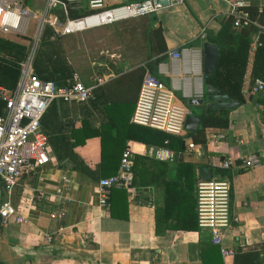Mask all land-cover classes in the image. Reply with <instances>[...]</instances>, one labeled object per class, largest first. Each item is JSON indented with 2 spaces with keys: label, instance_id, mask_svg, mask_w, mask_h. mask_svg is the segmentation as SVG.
<instances>
[{
  "label": "crops",
  "instance_id": "obj_1",
  "mask_svg": "<svg viewBox=\"0 0 264 264\" xmlns=\"http://www.w3.org/2000/svg\"><path fill=\"white\" fill-rule=\"evenodd\" d=\"M21 1L32 11L44 6V0H31V7ZM244 8L264 23V0H245ZM29 22L23 33L1 36L21 41L18 36L27 37ZM237 31L222 0H184L148 15L67 33L76 44L65 58L91 87V96L85 102L52 101L42 114L49 160L24 173L12 188L9 201L17 209L24 196L33 192L35 197L23 212L26 224L0 219V264H264V119L258 110L264 97L250 90V60L242 103L206 108L205 100L209 85L203 82L201 44L209 35L233 46ZM171 50L178 51L176 58L169 56ZM144 71L171 88L174 100L197 116L194 131L159 139L162 133L143 134L140 125L130 122ZM205 109H227L228 123L205 128L200 143L195 133ZM189 142L194 150L187 148ZM126 148L132 173L142 182L134 192L113 188L107 206L99 207L97 179L111 175ZM249 153L259 163L243 169L241 158ZM227 157L236 165L217 168ZM202 166L209 168L210 178L230 185L233 220L231 235L224 239L233 250L229 257L210 245L207 231L192 228ZM51 211L63 215L50 217ZM47 232L49 242L42 237Z\"/></svg>",
  "mask_w": 264,
  "mask_h": 264
},
{
  "label": "built area",
  "instance_id": "obj_2",
  "mask_svg": "<svg viewBox=\"0 0 264 264\" xmlns=\"http://www.w3.org/2000/svg\"><path fill=\"white\" fill-rule=\"evenodd\" d=\"M184 0H167L166 5L180 4ZM228 7L234 27L251 25L256 33L264 38V23L251 19L243 10L245 0H222ZM157 0H44V6L36 12L27 9L21 0H0V35L23 33L26 24L36 22L37 44L44 25L54 34L80 31L86 28L113 23L119 20L148 15L163 8ZM86 9V13L70 17V10ZM62 20L58 17V12ZM199 37L204 38L203 32ZM34 49L28 51L24 60L18 62L19 76L13 90L0 86V100L4 112L0 114V219L5 223L26 224L23 212L33 206L35 194L29 193L20 200L19 208L9 201L12 188L18 179L35 166L49 160L47 139L40 129V118L52 101L85 102L91 96V87L84 86L73 73L67 85L56 86L50 80H40L31 69ZM171 58L178 56L171 50ZM250 90L264 97V81L255 78ZM259 115L264 119V98L258 104ZM187 111L174 100L171 88L148 71H144L137 91L130 122L159 130L169 135L183 133V121ZM166 142V140H165ZM196 145L187 144L189 150ZM167 154V151H166ZM259 163L254 153L241 158L240 167L253 168ZM234 159L227 157L219 160L216 167L229 169L235 166ZM132 156L129 149L120 155L114 174L99 177L96 182V197L99 207L107 206L110 189L124 188L134 192L131 186ZM230 185L226 179H197L194 188V211L196 230L207 231V240L217 247L218 252L229 257L233 250L225 247L224 239L231 235ZM62 211L50 212V217H60ZM45 242L51 241V233L42 235Z\"/></svg>",
  "mask_w": 264,
  "mask_h": 264
},
{
  "label": "trees",
  "instance_id": "obj_3",
  "mask_svg": "<svg viewBox=\"0 0 264 264\" xmlns=\"http://www.w3.org/2000/svg\"><path fill=\"white\" fill-rule=\"evenodd\" d=\"M243 10L253 19L254 15L251 14V11H248L247 8H243ZM55 11L58 12L57 10ZM84 13H86V9L84 8L70 10L69 16L77 17ZM57 14L59 19L62 20L63 18L60 12ZM236 28L238 31L233 46H224L220 44L216 38L209 35L205 36L208 42L217 45L218 56L213 72L205 75L203 82L205 85L214 87L218 93L228 96L231 101L240 104L245 100V96L242 94L241 89L244 83V76L248 69L249 60L250 66L248 74L250 81L248 84L251 85L255 78H260L264 81V38L257 34L255 28L251 25L239 26ZM254 31L256 39L252 41L251 33ZM155 34L160 37L159 30L155 29ZM67 36V33L54 34L49 26H43L31 59L32 73L38 79L50 80L56 86H64L70 82L72 74H76L75 69L65 58V53L75 47L76 38L73 37L69 39ZM18 37H20L21 41L0 35V86L8 90L14 89L19 76L18 62L24 60L29 51V40L25 39L28 37ZM250 53H252V57H250ZM3 112L4 103L0 100V114ZM227 123V109H205L199 115V129L195 133L197 141L204 143L203 130L205 128L211 127L221 129L225 128ZM141 127L143 134L153 130L163 134L159 139H163L164 136H169V134L159 130L145 126ZM118 162L114 171L110 174L115 173ZM137 176L140 178V174H137ZM141 182L136 179V174L133 172L130 183L131 186L136 188ZM168 184L169 182L166 183V185ZM112 189H110V191ZM119 189L125 192L124 188ZM192 228L196 229L195 211L194 225Z\"/></svg>",
  "mask_w": 264,
  "mask_h": 264
},
{
  "label": "water",
  "instance_id": "obj_4",
  "mask_svg": "<svg viewBox=\"0 0 264 264\" xmlns=\"http://www.w3.org/2000/svg\"><path fill=\"white\" fill-rule=\"evenodd\" d=\"M161 5H166L167 0H157ZM202 50V63L203 73L205 75L211 74L214 70L217 56L218 47L215 43L203 41L201 44ZM205 100L208 102L206 108H230L236 105L234 101H229L228 96L217 93V90L212 86L205 87ZM201 103V100L199 101ZM198 118L194 114L187 113L183 121V129L188 131H194L197 127ZM204 148V145H202ZM198 178L209 179V168L202 166L198 168Z\"/></svg>",
  "mask_w": 264,
  "mask_h": 264
},
{
  "label": "rangeland",
  "instance_id": "obj_5",
  "mask_svg": "<svg viewBox=\"0 0 264 264\" xmlns=\"http://www.w3.org/2000/svg\"><path fill=\"white\" fill-rule=\"evenodd\" d=\"M30 1L31 0H27L26 6L31 7V5L29 4ZM34 12L37 13L36 10ZM36 26H37L36 22L34 24L29 22V24H28V28H27V31H26L28 38H25V39L29 40V42H28L29 50L35 48V46H36L35 45V40H36V36H37L36 35V33H37Z\"/></svg>",
  "mask_w": 264,
  "mask_h": 264
}]
</instances>
